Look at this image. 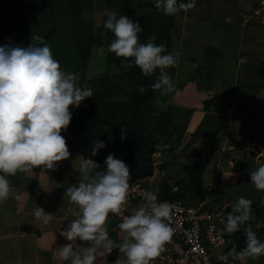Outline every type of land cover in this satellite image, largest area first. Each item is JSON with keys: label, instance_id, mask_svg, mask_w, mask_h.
Wrapping results in <instances>:
<instances>
[{"label": "clouds", "instance_id": "9594fccd", "mask_svg": "<svg viewBox=\"0 0 264 264\" xmlns=\"http://www.w3.org/2000/svg\"><path fill=\"white\" fill-rule=\"evenodd\" d=\"M153 2L157 11L166 15L177 14L195 4V0ZM103 27L113 33V39L107 43L108 51L131 58L146 76L159 69L150 86L162 96L174 90L173 78L166 69L176 64V54L166 51L165 44L156 43L155 35L142 42L138 35L142 31L139 20L107 11ZM30 39L32 42L27 45H0V201L9 197V176L37 166L44 171L55 169L56 162L70 157L66 138L61 134L73 116L69 106L79 107L82 100L93 96L91 87L81 86L77 74L61 66L42 35L33 33ZM144 90L141 85L139 91ZM92 144L93 156L106 146L100 139ZM73 164L78 179L68 184L64 195L76 207L72 210L74 218L61 231L70 243L58 246L59 258L69 264H96L105 252L117 247L121 255L113 264H150L172 238V204L160 200L152 190L144 192L143 202L122 216L118 226L124 236L114 244L109 239L106 221L109 213L120 214L128 199L129 165L111 153L103 167L88 156ZM250 178L256 189L264 190V163L250 171ZM252 204L250 198L239 196L226 215L221 231L233 233L244 226L245 235L244 246L239 250L235 246L230 248L223 264H230L229 258L243 261L246 257L264 255V240L249 222L254 220ZM259 204L264 206V196ZM32 216L43 224L52 219V213L40 205L33 208ZM77 239L87 242V246L75 247L73 242Z\"/></svg>", "mask_w": 264, "mask_h": 264}, {"label": "rangeland", "instance_id": "374dc122", "mask_svg": "<svg viewBox=\"0 0 264 264\" xmlns=\"http://www.w3.org/2000/svg\"><path fill=\"white\" fill-rule=\"evenodd\" d=\"M42 1L45 0H29L32 8L42 6V3H39ZM229 1L236 8L251 2ZM212 2L214 3V0H195L193 7L183 10L182 14H174L171 20V15L164 13L158 15L153 0H53L48 8L44 5L42 11L38 13H32L18 0H0V45L5 43L27 45L32 42L30 38L33 33L42 35L61 66L77 74L81 86L91 87L93 91L102 90L109 95L105 99L106 102H121L126 108L127 104H131L130 91L134 87L136 76L134 78L132 68L128 64L119 65L111 61L107 43L111 41L112 32L103 27V19L107 11H116L132 18L148 13L155 17L158 15L160 17L158 23L169 26L172 21L168 35H171L172 52L176 54V59L180 46L183 50L179 54L184 53L183 57L188 53L197 56L199 50L201 52L207 44L213 48L211 54L213 57L209 56L204 63L199 62L201 67L198 71L193 67L190 70L179 67L178 60L175 65L169 66L167 72L173 78L174 85L176 83V86L186 88L187 82L190 83L197 76L202 80L200 90L214 86L216 91L228 92L231 96L235 92L236 77L239 86L256 89L263 81L264 71L261 68L264 69V50H259V54L247 58L248 51L244 46L251 44L252 41L254 43L264 41V0H252L253 4L251 2L243 9H238L243 10V13L237 11L234 17L225 20H218L219 15L225 11L218 10L220 8L217 9V5L213 6ZM254 2H260V5ZM257 28L258 31L250 33L251 29ZM181 37L183 41H180ZM101 48L104 49L103 52ZM208 74L212 79L207 81ZM178 91L177 96L181 93ZM168 95L169 93L162 96L160 91L156 90L154 114L160 113L161 109H168L165 105ZM230 96H225L226 100L222 99L219 102V110L229 109L232 105ZM241 96L239 95L237 99L239 102L236 112L247 104V97ZM262 100L264 102V99ZM262 102L258 103L253 112L243 116L246 121L235 122V128L239 133L247 134L252 128L248 135H258L264 139ZM88 104L85 98L80 106ZM104 106L106 107V104ZM69 107L72 111L77 108L72 105ZM224 122L222 120L221 124ZM178 130L176 125L171 123L169 130H162L152 137L151 145L154 151L147 154V162L152 170L148 178L150 187L159 189L169 186L174 190L189 183L195 176L199 178L200 170L191 173L188 165L204 159L207 164L199 192H204V199L210 203V207L224 210L239 196L250 198L253 202H259L260 197L264 196V190L256 189L250 178V171L264 163V148H261L260 153L256 148V145L260 146L259 141L252 145L254 147L252 150L237 147L236 152V148L231 149L230 143L227 144L224 140L221 147L227 144L226 149L220 151L217 137L189 136L187 127L181 136ZM240 139L239 137V141ZM118 158L123 159V154ZM127 164L130 168L131 165ZM197 197L190 195L189 198L192 200ZM261 256L246 257L244 264H253L255 261L256 264H264V255Z\"/></svg>", "mask_w": 264, "mask_h": 264}, {"label": "crops", "instance_id": "0c3cea01", "mask_svg": "<svg viewBox=\"0 0 264 264\" xmlns=\"http://www.w3.org/2000/svg\"><path fill=\"white\" fill-rule=\"evenodd\" d=\"M251 2L249 4H251ZM249 4L246 3L236 8L229 0H214V3L212 2L213 6L217 5V9L220 8L218 10L225 11L219 15L220 18H218V20L230 19L237 14V11L243 13V10L239 11L238 9H243ZM213 23L215 24L216 22L214 21ZM258 30L259 28L256 30L251 29L250 33ZM180 41H183L182 37ZM208 47H210V45L207 44V47L205 45L204 48L201 49V52L199 50L197 56L188 53L189 55L185 54L186 57H183L182 55H184V53L179 54L183 50L180 46L178 50L176 49L178 51V59L176 60H178L177 63L179 67L185 70H190V68L193 67L195 71H198L201 67L200 63L206 62L209 56L213 57L210 55ZM244 47H246L248 51L247 58H249L259 54V50H264V41L258 43L252 41L251 44L248 43ZM262 74H264V72ZM208 79H212L210 74L207 76V81ZM235 79H237L235 81V92H233L231 96L228 92L216 91L214 86V88L208 87L200 90L199 87L202 86V80L198 79L197 76L194 80H199L198 82L194 80L190 83L187 82L186 88H188V90L176 86L175 83L174 90L167 96V104L165 105H167V107L173 106L177 113H180L183 118L188 120L187 130L189 131V136L196 135L197 138H210L215 136L218 138L220 146L218 150L220 151L226 149L228 142L230 143L229 147H232L231 149L236 148V152H238L237 147H241V149L244 147L252 150L254 148L252 145H256L255 143L259 141L260 146L256 145V148L260 153L261 148H264V143L262 145L260 143L264 142V139L259 138L258 135H248L252 128L247 134L239 133V130L235 128V122L239 120L246 121L243 116L249 114L251 111L253 112L257 108L258 103L263 101L264 75L263 81L256 89L247 86H239L238 78L235 77ZM178 90L181 91L179 96H177ZM220 93L225 94L214 103L210 104L209 107L204 106L205 100ZM239 95H242L241 97H247V104L246 107H242L239 112H236L235 109H238L237 103L239 101L237 99ZM225 96H230L232 105L226 111H221L218 109L219 102L225 99ZM263 103L264 102H262V104ZM207 115L208 118L206 117ZM224 118L227 119V121ZM222 120L225 122L221 124ZM71 133L73 135L70 127H67L66 130H62L61 132L66 138V143L71 155L68 158H63L56 162L58 166L55 169H46L44 171L41 170V166H37L30 170L18 171L14 176L8 177L11 184V191L6 200L0 201V264H69V261H64L59 258L57 251L58 246L70 243V241L61 234V231L66 230L68 222L74 218L72 210L76 207L68 200L64 192L68 184L76 183L78 179V172L74 168L73 161L78 164L79 160L84 158ZM239 137L241 138L240 141ZM224 140L227 144L221 147ZM100 165L103 167L104 163H100ZM233 177L235 178V176ZM38 205L52 213V219L49 223L43 224L36 221L32 216L33 208ZM118 225V219L109 213L106 226L109 232V239H111L114 244L120 242L124 236V233L119 229ZM73 243L75 247L87 246V242L79 241V239ZM120 255L119 249L114 247L110 253L105 252L103 257L98 258L96 264H113ZM238 262L239 264H244L246 260L244 259L242 262L238 260ZM253 264H256V261L253 262Z\"/></svg>", "mask_w": 264, "mask_h": 264}, {"label": "trees", "instance_id": "16d2710c", "mask_svg": "<svg viewBox=\"0 0 264 264\" xmlns=\"http://www.w3.org/2000/svg\"><path fill=\"white\" fill-rule=\"evenodd\" d=\"M18 1L24 7L30 9L32 13L41 12L44 5L47 7L53 2V0H45L39 2L42 3V6L38 5L32 8L29 0ZM256 5H260V2H256ZM155 11L158 15H163L162 11ZM183 12L181 10L177 14H182ZM158 15L155 17L147 13L133 18L134 20H139L142 27V31L138 34L139 38L143 42L150 35H155V42L165 44L166 51L172 52L171 35H168L172 21L169 26L158 23V18L160 19ZM173 16L174 14L171 15V20ZM110 38L111 40L113 39V33L110 34ZM208 50L211 55L213 48L208 47ZM109 55L112 59L111 61L116 64H128L132 68L134 78L136 76L134 87L130 91V96L132 97L131 104H127L125 108V105L121 102L108 100L106 102L105 99L109 95L105 94L102 90H94L93 96L86 97L89 102L88 105H82L73 110V118L69 125L77 142V147L83 157L88 156L95 161L104 163L105 158L110 153L116 157L123 154V160L131 165L129 171L133 178H149L152 170L147 162V154H151L154 151L151 145L154 134L160 133L162 130H169V125L173 123L179 129L178 134L182 136L188 125V120L183 118L180 113H177L173 106H169L167 110L161 109V112L158 114L153 113L156 89H152L150 85L157 79L159 69L154 74L146 76L134 62H131V58L126 59L123 56H116L113 52H109ZM261 70L264 71V69ZM141 85L145 89L143 92L139 91ZM222 96L223 94H215L212 98L204 101V106L209 107L210 104ZM105 104L106 107L104 106ZM206 117L208 118V115ZM98 139L104 140L106 146L100 148L97 154L93 156L91 152L93 147L92 141ZM206 164L207 161L204 159L189 164V172L194 173V170H200L199 178L195 176L189 183L181 185L174 190L169 188V186L159 187L157 189L159 190L160 197L170 200H187L191 203L206 201L205 206L209 208L210 203L206 198L204 199V192H199ZM190 195H197L198 197L191 200L189 198ZM231 206L230 204L224 209L225 219L227 213L231 211ZM252 213L254 220L249 222L252 223L253 230L257 233L258 237L264 240V206H261L259 202H253ZM243 229L244 226H241L240 229L233 233L226 232V235L232 241L230 248L235 246L239 250L244 246L245 234Z\"/></svg>", "mask_w": 264, "mask_h": 264}, {"label": "built area", "instance_id": "2783aa9c", "mask_svg": "<svg viewBox=\"0 0 264 264\" xmlns=\"http://www.w3.org/2000/svg\"><path fill=\"white\" fill-rule=\"evenodd\" d=\"M129 196L120 214L111 213L120 222L143 202V193L152 190L160 200L172 204V238L166 242L159 255L150 264H223L231 239L222 232L225 213L221 208H207L206 202L191 203L187 200L164 199L157 188L150 187L148 178L135 179L130 175ZM230 264H239L231 261Z\"/></svg>", "mask_w": 264, "mask_h": 264}]
</instances>
